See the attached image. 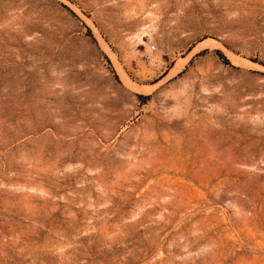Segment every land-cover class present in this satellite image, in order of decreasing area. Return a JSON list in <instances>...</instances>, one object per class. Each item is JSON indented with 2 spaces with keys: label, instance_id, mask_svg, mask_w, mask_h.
<instances>
[{
  "label": "rangeland",
  "instance_id": "1",
  "mask_svg": "<svg viewBox=\"0 0 264 264\" xmlns=\"http://www.w3.org/2000/svg\"><path fill=\"white\" fill-rule=\"evenodd\" d=\"M0 264H264V0H0Z\"/></svg>",
  "mask_w": 264,
  "mask_h": 264
},
{
  "label": "trees",
  "instance_id": "2",
  "mask_svg": "<svg viewBox=\"0 0 264 264\" xmlns=\"http://www.w3.org/2000/svg\"><path fill=\"white\" fill-rule=\"evenodd\" d=\"M217 53H218L221 57L225 58L224 55H223V53H222L220 50H217ZM225 59H226V58H225Z\"/></svg>",
  "mask_w": 264,
  "mask_h": 264
}]
</instances>
